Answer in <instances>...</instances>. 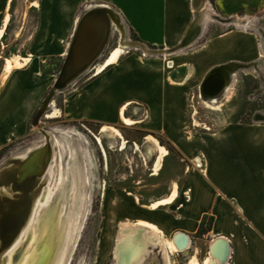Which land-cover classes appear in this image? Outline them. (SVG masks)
<instances>
[{
  "label": "crops",
  "instance_id": "1",
  "mask_svg": "<svg viewBox=\"0 0 264 264\" xmlns=\"http://www.w3.org/2000/svg\"><path fill=\"white\" fill-rule=\"evenodd\" d=\"M91 1L118 13L125 25L124 40L131 32L140 43L170 50L148 57L126 51L96 74L95 66L108 59L111 49L94 65L90 78L62 101L64 116L101 126L119 123L127 104L129 117L137 103L142 107L134 105L130 118L144 130V139L154 138L166 149L167 144L174 146L188 162L170 201L158 202L172 194L174 183L167 195L146 202L122 190L120 204L136 206L131 227L148 232V226L139 224L143 222L165 237L185 233L193 247L187 264L191 259L206 264L211 242L218 237L230 244L226 264H264V121H231L214 131L204 130L193 123L189 104L191 93L217 66L233 63L264 70V28L258 24L264 18V0H202L198 9L195 0ZM88 2L31 4L38 10V21L29 51L19 55L31 60L8 72V57L0 56V148L28 134L30 121L55 82L56 68L44 73L42 64L49 58L64 60ZM9 4L10 0H0V28ZM197 20L198 36L183 46ZM158 157L157 147L153 165ZM206 217L212 218L211 229L198 237ZM201 241L207 244L206 256L201 254Z\"/></svg>",
  "mask_w": 264,
  "mask_h": 264
},
{
  "label": "rangeland",
  "instance_id": "2",
  "mask_svg": "<svg viewBox=\"0 0 264 264\" xmlns=\"http://www.w3.org/2000/svg\"><path fill=\"white\" fill-rule=\"evenodd\" d=\"M35 1L10 0L8 13L11 20L5 36L0 41L1 57L23 55L29 51L32 34L38 21V10L31 7ZM95 5L94 1L89 0L85 7H88V10ZM258 24L264 28V18L258 19ZM122 38L119 29L113 26L109 42L95 65L111 49L119 45L123 41ZM125 41L128 42L126 51L136 52L143 57L169 52L140 43L131 32L125 36ZM60 62L56 58H49L44 65L47 69L56 68L57 77L61 69ZM235 67L234 75L230 77L225 89L214 97L215 103H211L213 105L208 104L213 98L205 97L201 93L200 86L203 81L195 92L191 93L189 104L193 123L199 128L214 131L231 121L252 122L257 119L264 121V77H262L264 70L261 72L247 69L249 67L242 65ZM92 68L94 66L63 89L56 90L53 85L30 121L28 134L7 144L9 147L0 155V163H2L19 151L41 143L45 139L43 130L49 131L52 141H56L58 158L61 160L64 172L67 171L71 154L77 155L82 167L79 173L86 183L83 184V202L80 206L75 237L68 252L67 264H116L114 250L118 238L121 233H128L124 229L129 224L135 225L133 222L137 217L136 206L129 209L128 206L120 204L122 190L133 194L137 202L162 197L169 193L173 183L183 180L184 170L188 164L174 146L167 145L169 155L163 157L161 169L155 174L153 159L157 147L151 138V140L144 139V130L136 125L135 119L132 125H127L122 119L117 124L106 126L118 129L126 140L125 148L121 149L122 138L110 129L103 131L104 126L100 123L83 119L74 120L64 116L61 111L63 97L87 81L91 76ZM1 81L2 79L0 83ZM134 105L140 106L137 103ZM132 108L128 112L129 118L132 117ZM54 109L58 110L57 114ZM97 137L101 139L102 144ZM75 163L79 164L76 160L71 165ZM144 233L147 236L148 232L144 231ZM173 235L176 234H168L166 238L174 237ZM197 235L203 237L204 234ZM154 244L148 242L147 253L143 261L138 264H187L193 249L191 241L187 249L175 254L165 252L161 245ZM201 244V254L206 256L207 244L202 241Z\"/></svg>",
  "mask_w": 264,
  "mask_h": 264
},
{
  "label": "bare ground",
  "instance_id": "3",
  "mask_svg": "<svg viewBox=\"0 0 264 264\" xmlns=\"http://www.w3.org/2000/svg\"><path fill=\"white\" fill-rule=\"evenodd\" d=\"M104 8L108 7L105 6ZM9 21L10 15L8 14L0 28V39L5 35ZM114 26L121 32L123 41L111 50L110 56L103 64L95 66L96 74L112 62H116L126 52L128 42L124 40L125 29L118 17ZM30 60V56L14 55L8 57L7 71H11L16 66H23ZM220 71L224 72V69L221 68ZM225 72L226 87L230 77L232 74L234 75V69L228 67ZM200 89L202 95L213 98L211 100L213 102H208L209 105H213L211 103H215L214 97L216 96L204 91L202 84ZM127 107L128 104L121 109V116L127 125H132L135 120L127 117L124 113ZM54 111L57 114L58 110L54 109ZM107 129L112 130L122 138L120 146L121 149H124L126 140L120 131L115 127L107 128L104 126L102 128V130ZM43 133L45 139L41 143L33 144L0 163V170H3L5 176L8 177L20 166L31 151L40 146L46 145L48 147L47 154L42 158L45 163L38 165L40 169L35 176H30L24 181L16 182V184L10 181L0 185V264H67L68 262V252L75 237L80 206L83 202V184L86 182L79 173L82 167L77 155L71 154L67 171L64 172L61 160L58 158L56 141H52L49 131L43 130ZM97 139L102 144L101 139L99 137ZM151 139L159 149V157L154 165V172L157 174L161 169L163 157L168 155L169 151L164 146L159 145L156 139ZM13 158L20 161L16 162ZM76 160L79 164L71 165ZM177 187V184L174 183L172 194L158 202L172 200L177 195ZM158 202L153 205L156 206ZM139 224H144L150 228L147 236L144 233L145 229H136L131 227L132 224H129L124 229L128 233H121L114 250L117 258L116 264H138L143 261L148 250V242L159 244L163 250L165 249V252L173 254L189 247L188 236H185L186 243L181 244L182 233L177 234L174 238H166L157 227L143 222H139ZM12 225L15 227L14 230L11 229ZM9 235H11L10 238H8ZM214 242H211L210 247ZM209 252L210 256L205 261L206 264H220V261L213 256L212 250ZM190 262L197 264L198 261L191 259Z\"/></svg>",
  "mask_w": 264,
  "mask_h": 264
},
{
  "label": "water",
  "instance_id": "4",
  "mask_svg": "<svg viewBox=\"0 0 264 264\" xmlns=\"http://www.w3.org/2000/svg\"><path fill=\"white\" fill-rule=\"evenodd\" d=\"M195 1V8H200L201 6L199 4L202 0ZM117 14L118 13L109 6L108 8L95 6L92 9H88L82 15L76 26L59 74L54 82V88L56 90L67 87L87 69L95 65L109 42L114 22L117 21V17L119 18ZM198 27L199 23L197 20L195 21L193 29L186 35L182 44L183 46L188 45L198 36ZM168 51L170 52V50ZM236 65L237 64L230 63L213 68L203 80V90L212 96L219 95L225 87V70L228 67L232 68ZM221 68L224 69V72L220 71ZM47 152L48 147L46 145L31 151L27 158L21 162L20 166L9 174L8 177L5 176L3 170H0V185L10 181L16 184V182L24 181L30 176H35L40 169L38 165H41L43 162L45 163L44 160L42 161V158ZM13 159L16 162L20 161L19 159ZM14 228V225H12L11 229L14 230ZM13 233H11V235H13ZM11 235H9L8 238H10ZM185 236L187 235L182 233L183 240L180 239L182 245L186 243ZM211 250L213 256L220 261V264H226L228 262L230 256V244L228 240L218 237L213 243Z\"/></svg>",
  "mask_w": 264,
  "mask_h": 264
},
{
  "label": "trees",
  "instance_id": "5",
  "mask_svg": "<svg viewBox=\"0 0 264 264\" xmlns=\"http://www.w3.org/2000/svg\"><path fill=\"white\" fill-rule=\"evenodd\" d=\"M61 63L63 64V60H61V62H60V67L62 66ZM42 70H43L44 73L50 71L49 69H47V68L45 67L44 64H42ZM162 141H163V140H162ZM167 145H168V147H169V146H172V145H170V144H167ZM7 147H9V145H7V146H5V147H3V148L0 149V155L3 154L4 150H5ZM211 224H212V218H211V217H210V218H207V217L204 218V220L202 221V223H201V225H200V227H199V230H198L197 234L201 235V234H205V233H207V232L211 229Z\"/></svg>",
  "mask_w": 264,
  "mask_h": 264
},
{
  "label": "flooded vegetation",
  "instance_id": "6",
  "mask_svg": "<svg viewBox=\"0 0 264 264\" xmlns=\"http://www.w3.org/2000/svg\"><path fill=\"white\" fill-rule=\"evenodd\" d=\"M103 131H105V130H103ZM117 135V134H116ZM121 138V137H120ZM121 144V143H120Z\"/></svg>",
  "mask_w": 264,
  "mask_h": 264
}]
</instances>
